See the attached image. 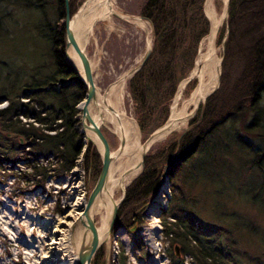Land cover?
I'll return each instance as SVG.
<instances>
[{"label": "trees", "instance_id": "16d2710c", "mask_svg": "<svg viewBox=\"0 0 264 264\" xmlns=\"http://www.w3.org/2000/svg\"><path fill=\"white\" fill-rule=\"evenodd\" d=\"M74 3L69 2L71 13ZM204 3L144 0L140 6L139 16L151 26L152 51L144 66L127 80L126 88L142 140L166 123L176 87L192 70L198 44L210 32ZM0 4H16L37 13L36 31L51 59L50 65H35L27 71L0 60V100L7 103L0 110V164L24 161L25 169L41 182L53 171L71 173L81 156L85 164L90 157L98 166L99 154L79 131L78 106L87 90L65 55L64 0H0ZM225 32L219 89L200 113L198 110L196 119L188 124L190 130L179 141L164 145L156 156H145L143 170L127 188L123 201V205L146 204L161 182L159 162L168 163L166 177L172 197L160 215L162 233L166 239L182 243V256L190 255L196 264H241L246 256L238 251L229 233L217 227L204 228L191 216L195 207L192 189L199 178L188 182L184 168L196 172L199 158L193 157L202 152L217 154L218 144L231 148L222 132L216 135L220 127L230 123L236 148L254 156L247 171L254 168L264 174V111L260 105L264 94V0H229L218 41ZM233 67L238 75L231 80ZM247 137L259 142L254 144ZM39 158L45 165L39 164ZM254 189L257 194L252 200L264 204L260 196L264 182ZM242 226L259 235L264 244V233L257 226ZM175 261L173 264H182V260Z\"/></svg>", "mask_w": 264, "mask_h": 264}, {"label": "rangeland", "instance_id": "374dc122", "mask_svg": "<svg viewBox=\"0 0 264 264\" xmlns=\"http://www.w3.org/2000/svg\"><path fill=\"white\" fill-rule=\"evenodd\" d=\"M85 1L74 0L75 3L72 6L74 11L71 13L69 0V14L75 16ZM143 2L144 0H114V5L118 13L135 18L140 17L139 11ZM2 6L0 4V60L14 64L22 71H27L28 68L35 65H50L48 49L36 31L37 13L32 10H24L16 4ZM224 8V0H205L204 14L207 17L206 12L208 11L220 21ZM226 19L225 16L218 24L215 38L213 37L212 40L215 57L220 62L223 60L227 32L223 34L220 41L217 39L218 36H222ZM143 22L147 27V34L131 19L124 21L112 16L110 22H98L87 35V41L83 48L91 64L93 81L98 93L103 95L107 88L113 84H122L124 89L122 108L133 120V104L126 88L127 81L120 82V80L130 69L141 62L145 56L147 44L151 45L152 43L151 26L144 19ZM210 34L211 29L208 36L198 44L192 70L186 78L178 83L168 104L169 115L164 125L170 119L171 113L179 114L191 109L189 100L198 85L195 73L201 67L198 60L208 53ZM221 64L222 62L220 63V76L222 73ZM237 75L238 70L233 67L230 79L234 80ZM219 85L220 77L219 83L217 80L215 91L219 89ZM214 93L211 95L209 93L200 103L198 113L202 111L207 99ZM260 105L264 111V94ZM6 106L7 103L0 100V110L5 109ZM79 106L80 113L77 115V119L81 132V108ZM196 116L191 120L196 119ZM190 121L187 122L184 129L175 131L150 146L146 155L156 156L164 145L179 141L190 130L191 127L188 126ZM231 126L230 123H227L220 127L221 131L216 133V135H220L222 132L225 140H229L231 143V148L226 150L218 144L217 154L202 152V155L197 154L193 157L194 160L199 158L196 172L184 168V175L188 182L192 183L195 176L199 178L198 183L192 189L195 207L190 214L204 228L217 227L226 231L227 234L229 233L232 241L237 243L238 251L246 256L241 258V264H258L257 262L264 264V244L260 241V236L249 233L243 226L240 227L245 223L249 226H257V229L264 233V204L259 203L260 201L257 199L253 201L251 198L252 195L257 194V192H252L255 190L254 188L264 182V174L254 168L247 171L254 156L245 155L243 151L236 148L233 143L234 136ZM100 128L109 144L111 153H116L120 140L112 133L110 125H102ZM150 135L142 140L139 132L140 143L143 145ZM247 138L254 144L259 142L258 139ZM84 139L89 141L85 135ZM91 144L99 154L101 149L98 145L94 142ZM24 147L26 151L29 150L26 146L21 148ZM12 158L17 159L15 156ZM47 158L51 160V156ZM116 158L115 156L112 162L114 165L118 163ZM45 163L43 158H39V164L45 165ZM83 163L81 156L77 161L76 168L71 173L61 175L53 171L43 182L31 171L25 169L24 161L0 164V264L72 263L71 257L74 252L69 248L70 256L59 257L56 252L58 245L49 246L55 248L51 251L44 247L50 245L52 241L57 243L60 239L66 241L68 237L76 233L78 226L82 225L78 221L79 210L74 207V204L79 199H85L87 203L100 173L101 157L98 166L90 157L86 164ZM167 164L164 161L159 162L161 175L164 170L163 166ZM261 165L264 167V163ZM85 166H87V170H85ZM248 172L251 173L248 174ZM160 180L161 184L163 180L165 181L166 192L160 191L161 184H159L157 192L146 204L130 202L120 205L115 223L110 229L109 245L104 244L99 247L92 256L90 264H154V262H157L156 264H173V262H177L175 260H182V264H196L190 255L182 256V243L166 239L162 233L160 215L167 209L172 194L168 177L161 176ZM131 183L123 193L126 194ZM73 186L78 187V192H75ZM123 193H118L117 197L121 196L122 198ZM260 196L262 198L264 194ZM168 220L171 221V219ZM58 223H61L60 226L54 227ZM233 225H237L238 228L234 230ZM52 228V232L58 230L62 236H57L54 238L56 240L51 241L49 230ZM67 246L72 247V245L66 244ZM138 247L140 248L138 249ZM172 258L175 260L172 261Z\"/></svg>", "mask_w": 264, "mask_h": 264}, {"label": "bare ground", "instance_id": "6f19581e", "mask_svg": "<svg viewBox=\"0 0 264 264\" xmlns=\"http://www.w3.org/2000/svg\"><path fill=\"white\" fill-rule=\"evenodd\" d=\"M225 3L226 0H224V6ZM114 12H118L115 8L114 0H86L83 3L71 21V29L74 33L75 40L82 49L84 48V44L87 41V35L92 27L98 22H110ZM206 15L211 29V34L208 37L209 50L205 57L198 60L201 67L195 73L198 78V85L189 100L191 109L179 114L171 113L170 119L166 124L170 128L169 131L160 136L154 143L149 144V146L165 139L175 131L184 129L193 108L201 103L205 97L217 87L220 61L215 57L212 40L215 36L218 24L223 18H225V10L220 21L208 11L206 12ZM131 21L143 30L145 23H142L137 19H131ZM68 61L80 74H82L79 60L72 49L68 51ZM104 100L106 101L107 106L101 104L102 96L98 93V102L101 106L92 105L89 109L90 114L97 125H110L112 133L118 140L125 138V146L122 152L116 156L118 162L117 165H114V163L111 164L106 183L100 194L88 207L86 216H84V210L87 205L86 200L79 199L74 204V207L79 210V213L77 214L79 220H77L80 221V224L82 221V225L80 227L78 226L76 233L68 237L66 241L61 239L58 243L52 241L56 240L54 238H57V236H62L61 232L58 230L52 232L53 228L60 226L61 223L55 224L54 227L49 230L52 243L44 247L47 250L49 248L51 251V249L55 248L49 246L58 245L56 252L59 254V257L70 256L69 248L74 252L73 257H71V264L78 263V252L81 249L87 252L90 248L92 234L87 227V220L91 221L95 227L98 248L104 244L109 245L112 213L121 199V196L117 197V194L120 192L123 193L126 187L140 173L141 154L144 150L140 143L139 131L135 121L129 117L122 108L124 105L123 85L113 84L110 86ZM79 107L81 108L82 104ZM85 136L98 145L96 139L89 131H86ZM98 147L100 148V146ZM72 188H74L75 192H78L77 186H73ZM160 191L162 193L166 192V184L164 180L162 181ZM66 244L72 245V247H66ZM156 263L154 262V264Z\"/></svg>", "mask_w": 264, "mask_h": 264}, {"label": "water", "instance_id": "95a60500", "mask_svg": "<svg viewBox=\"0 0 264 264\" xmlns=\"http://www.w3.org/2000/svg\"><path fill=\"white\" fill-rule=\"evenodd\" d=\"M68 2H69V0H64V5H65V19H64L65 55L67 57V52L70 49H72L75 52V54L79 60V64L81 66L82 74H80L78 72V70L70 62L69 63L78 72V74H79V76H80V78H81V80H82V82L85 85L86 90H87L85 99L81 103L82 104V107H81V128H82L81 133H83V135H85L86 131H89L94 136V138L96 139V141L98 143V146H100V149H101V152L99 153V155L101 157V169H100V173H99L98 178H97V182H96V184H95V186H94V188H93V190H92V192L88 198L87 205H86V208L84 210V216H86L88 207L94 202V200L100 194V192L102 191V189L106 183V180H107V177L109 174V170H110V166L113 162L114 157L122 152V150L125 146V138L120 139V145H119L116 153H114V154L111 153L110 148H109V144H108L100 126L97 125V123L93 120V117L90 114L89 109L92 105L101 106V104H103V105L107 106L104 98L106 97V94H107L109 88H107L105 93L103 95H101L102 101L100 104L98 102V91H97V88H96L95 83L93 81L91 64H90L89 59L87 58V56L84 52V49H82L79 46V44L77 43V41L75 40L74 33L71 29V21H72L74 16H71L69 14ZM228 4H229V0H226L225 8H224L226 17H227ZM113 16L117 19L124 20V21H127L129 19H137L140 22L144 23L143 19L141 17H135L134 18L132 16H128L125 14H120L118 12H114ZM143 29H144L145 34H147V27L144 26ZM214 38H215V36H214ZM151 51H152L151 45L147 44L146 53H145V56L143 57V59L141 60V62L138 65H136L134 68L130 69L121 78L120 82H126L135 73H137L146 63L147 59L149 58V56L151 54ZM221 62H222V60H221ZM219 77H220V69H219L218 83H219ZM216 89H214L212 91V93H214ZM212 93H210V95ZM199 106H200V103L196 107L193 108L191 115L188 118V121H190L196 115V113L199 109ZM169 129L170 128L167 125L162 126L161 128L157 129L155 132H153L147 138L146 142L142 145L144 151L141 154L140 173L143 170L144 158L146 156L147 151L150 148L149 144L154 143L160 136L167 133L169 131ZM88 140L90 142H93L89 138H88ZM168 169H169V165H165L163 173H162V177L166 176ZM124 198H125V193H123L119 204L113 210L112 218H111V222H110V229H112L113 224L115 223V220L117 217V212L119 210L120 205L123 203ZM81 224H82V221H81ZM87 224H88L87 227L91 231V234H92V240L90 243V248L87 252H85L83 249H81L78 252V264H90L92 256L95 254V252L98 249L95 227L92 224V222L89 220H87Z\"/></svg>", "mask_w": 264, "mask_h": 264}]
</instances>
